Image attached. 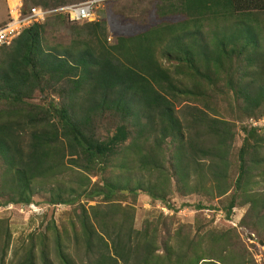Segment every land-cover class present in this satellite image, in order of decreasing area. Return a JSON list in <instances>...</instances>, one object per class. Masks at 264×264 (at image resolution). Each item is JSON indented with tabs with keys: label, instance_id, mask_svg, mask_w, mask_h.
<instances>
[{
	"label": "trees",
	"instance_id": "16d2710c",
	"mask_svg": "<svg viewBox=\"0 0 264 264\" xmlns=\"http://www.w3.org/2000/svg\"><path fill=\"white\" fill-rule=\"evenodd\" d=\"M156 11L114 44L97 20L50 46L45 21L0 47V207L40 194L71 207L12 263L257 264L233 226L135 222L139 193L198 195L227 215L245 209L240 226L264 242V126L248 123L264 118V0H158ZM12 233L0 220V264Z\"/></svg>",
	"mask_w": 264,
	"mask_h": 264
},
{
	"label": "rangeland",
	"instance_id": "374dc122",
	"mask_svg": "<svg viewBox=\"0 0 264 264\" xmlns=\"http://www.w3.org/2000/svg\"><path fill=\"white\" fill-rule=\"evenodd\" d=\"M35 1L41 2V0H26L28 6L36 5ZM84 1L86 0H64L63 3L53 7L78 4ZM56 2L58 1L52 0V5H55ZM157 3L158 0L101 1L97 16L98 20H103L107 23L108 43L114 44L118 36L135 35L154 26L159 20L156 11ZM4 4L6 5L3 0L0 3V10L4 11L3 15L6 13V9H3ZM8 15L7 8L6 20ZM46 24L44 39L47 45L52 46L57 43L68 44L71 42L70 27L75 23L70 22L64 14L60 13L50 16L46 20ZM253 119L259 120V118ZM247 120L245 119L244 121ZM251 120H248V123L252 125ZM241 142L242 134L239 133L236 145H241ZM124 193L128 194V192ZM46 199L45 194H40L36 197L34 204L31 205L10 204L0 207V220L8 218L13 232L12 246L6 258V264L15 263H12L15 250L31 232L44 230L50 220H55L58 225L68 222L71 207L66 205L52 206L48 204ZM91 204H94V202H91ZM199 205H202L203 208H199ZM136 208V228H141L146 218H152L159 213H163L168 217L175 215L180 223L193 224L195 226L203 223V221L211 222L214 226H233L241 234L256 263L264 264V244H261L262 241L259 242L256 234L239 224L245 209L236 208L230 215H227L219 200L209 201L198 195L186 197L176 195L167 203H163V201L152 202L151 198L144 193H139Z\"/></svg>",
	"mask_w": 264,
	"mask_h": 264
},
{
	"label": "built area",
	"instance_id": "2783aa9c",
	"mask_svg": "<svg viewBox=\"0 0 264 264\" xmlns=\"http://www.w3.org/2000/svg\"><path fill=\"white\" fill-rule=\"evenodd\" d=\"M8 8V19L0 26V47H9L24 30L36 23H44L53 14H64L72 23L97 21V11L103 0H86L57 8L41 5L26 6V0H4ZM255 127L264 126V118L252 119Z\"/></svg>",
	"mask_w": 264,
	"mask_h": 264
},
{
	"label": "crops",
	"instance_id": "0c3cea01",
	"mask_svg": "<svg viewBox=\"0 0 264 264\" xmlns=\"http://www.w3.org/2000/svg\"><path fill=\"white\" fill-rule=\"evenodd\" d=\"M3 2V0L2 1H0V3H2ZM5 5V4H4ZM6 9V13L3 15V12L4 11H1V13H0V26L4 23V21L6 20V18H7V6L5 5V6H3V9ZM4 9V10H5Z\"/></svg>",
	"mask_w": 264,
	"mask_h": 264
},
{
	"label": "water",
	"instance_id": "95a60500",
	"mask_svg": "<svg viewBox=\"0 0 264 264\" xmlns=\"http://www.w3.org/2000/svg\"><path fill=\"white\" fill-rule=\"evenodd\" d=\"M123 192H128L127 190H123ZM261 244H264V242H261Z\"/></svg>",
	"mask_w": 264,
	"mask_h": 264
}]
</instances>
